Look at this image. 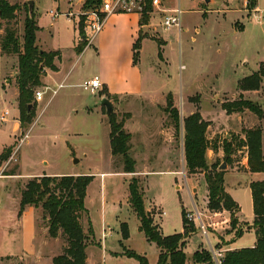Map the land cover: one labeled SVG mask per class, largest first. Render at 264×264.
Segmentation results:
<instances>
[{
  "label": "rangeland",
  "instance_id": "1",
  "mask_svg": "<svg viewBox=\"0 0 264 264\" xmlns=\"http://www.w3.org/2000/svg\"><path fill=\"white\" fill-rule=\"evenodd\" d=\"M25 1L10 0L19 4L20 9L15 19L10 22L2 20L4 27L0 30V39L4 28L9 25L16 29L19 41H23ZM71 3V0H36L34 13L40 26L37 45L42 49L64 47L62 66L69 73L62 86L51 84L46 88L43 84L34 88L33 98L35 91L40 89L44 91V99L39 107L35 100L38 108H35V117L30 123L21 122L17 89L18 54L4 53L0 48V154L5 149L10 150L8 159L0 160L1 264H32L8 254L24 255L38 264H53L52 258L44 255L62 252L65 241L49 234L41 206L36 207L37 217H32L34 226L29 230L20 233V228L12 220L20 205L22 185L34 176L45 174L93 175L85 198L89 216L82 215L84 229L89 234V264H139L135 257L126 255L130 251L145 255L150 264H157L159 247L147 239L141 230V220L129 202V184L133 176L143 186L145 207L152 211L154 223L160 226L164 235L183 230V208L187 213L196 211V208L202 213L208 236L202 232L200 220L188 218L200 232L191 235L185 248L192 262L193 254L200 248L211 252V242L218 250L230 234L234 236L236 230L231 225V213H222L224 209H210L208 205L202 207L208 187L200 173L192 176L186 168L183 118L193 107L191 112L199 111L209 123L208 137L218 138L216 144L222 151L219 155L208 149L210 163L226 162L225 138L246 141L247 132L256 127L262 129L263 135L264 0L255 3L252 0H163L164 7L176 4L182 9L181 31L177 27L166 28L164 18L156 15L158 26L156 29L152 27L153 36H143L140 30L133 40L130 32H120L112 40L107 38L96 50L93 46L88 47L80 63L76 64H73L75 59H71L70 47L77 41L81 47L87 42L75 35V27L83 35V12L87 9ZM102 3L96 8L99 9ZM51 9L59 10L60 15L53 19L49 13ZM152 10L151 16L154 14L153 6ZM65 11L74 13L73 20L63 14ZM108 16L103 26L108 22ZM146 31L149 33L148 27ZM161 37L168 42L163 47ZM137 43L140 47L135 62ZM139 69L146 75L151 70L158 72L151 85L174 93L171 95L180 114L181 127L177 133L175 119L165 109L167 105L156 108L149 103L142 104L141 100L111 98L117 121L132 117L129 125L138 132L131 145L138 148L130 152L138 168L144 169L145 165L148 171H154L129 175L122 170V157L112 154L109 115L106 108L102 107L101 112L98 107L99 92L106 91L105 83L111 84V89H126L122 76L132 78ZM257 76L261 79L260 88L240 87L244 78ZM93 77L102 84L95 93L88 85ZM111 89L109 87L108 91L114 90ZM246 102L253 104L257 111L248 108ZM5 110H9L6 122L1 119ZM149 116L152 117L150 125L146 123ZM154 118H157L155 122ZM16 122L19 123L18 130L14 129ZM160 127L163 131L159 130ZM165 145L169 148L171 145L174 151ZM141 146L143 148H139ZM232 156L234 162L230 166L243 169L249 163L248 145ZM227 166L230 167L228 163ZM16 168L19 173L16 176L3 174ZM188 175L197 182L200 178L202 186L197 194L189 189ZM88 217L96 237L90 234ZM226 218L229 220L224 222ZM123 222H127L129 227L126 239L122 236ZM38 224L40 234L44 232V240L39 235ZM241 226L246 227V224L239 221L237 227ZM30 232L34 233L33 239L29 237ZM251 235L245 233L247 243Z\"/></svg>",
  "mask_w": 264,
  "mask_h": 264
},
{
  "label": "trees",
  "instance_id": "2",
  "mask_svg": "<svg viewBox=\"0 0 264 264\" xmlns=\"http://www.w3.org/2000/svg\"><path fill=\"white\" fill-rule=\"evenodd\" d=\"M253 3L258 0H252ZM102 0H86V9H95ZM26 10L23 41H19L17 31L7 25L0 39V48L4 53L18 54L17 85L19 89V104L21 108L22 124L30 123L35 117L37 107L34 88L43 85L45 71L49 68L56 70L55 58L60 55L59 51H46L37 45V31L39 25L33 12H29L28 0L25 1ZM20 5L10 0H0V30L4 25L2 20L10 22L15 19ZM152 0H145L141 13V24L149 23L152 12ZM161 44L162 41L158 40ZM86 46L82 45L78 50L81 52ZM136 44L135 62L137 61L138 48ZM262 72L264 69L262 68ZM254 81V82H253ZM260 77H246L240 82L242 89L260 88ZM101 95L111 98L106 91ZM248 108H257L245 103ZM105 108V107H103ZM166 110H169L176 122V131L180 132L181 121L178 109L174 106L173 97L168 95ZM110 145L114 156H121L123 169L126 173L135 172L136 160L131 156L132 134L124 129L125 118L117 121L114 113L109 115ZM209 123L203 119L201 113L196 111L183 118L184 127V154L188 173L191 175L204 173L208 187V207L213 210L225 209L231 213V225L236 230L235 235L241 236L244 228L237 227L239 218L236 213L240 212L239 204L233 199L225 188V169H221L220 162L210 163L207 158L208 149L217 150V139L208 137ZM249 148V169L252 172H264V153L262 148V129L256 127L247 132V140L238 138H225L223 147L226 163L234 162L233 154L243 146ZM10 150L5 149L0 154V160L8 159ZM4 175H17V168ZM93 179L89 174H64V175H41L30 178L21 189V201L19 214L28 205L42 207L45 219L48 222L49 234L54 237H62L65 241L62 252L53 258L54 264H86L89 234L85 231L82 223V215L88 214L85 198L87 187ZM253 198L254 220L250 226L256 234V243L251 247L227 250L222 258V264H264V179L252 181L250 184ZM129 202L141 220V229L147 239L155 242L159 247L157 264H186L188 256L185 252L187 238L195 231V225L189 221L186 209L183 208V231L171 235H164L160 226L154 223L153 213L145 207L144 189L140 186L139 179L131 178L129 184ZM89 216V214H88ZM90 223V234L94 230ZM123 238L129 237L127 222L121 223ZM129 256L135 257L139 264H150L145 255L130 251ZM3 260V259H1ZM193 261L197 264H215L211 252L203 249L193 254ZM1 264V262H0Z\"/></svg>",
  "mask_w": 264,
  "mask_h": 264
},
{
  "label": "crops",
  "instance_id": "3",
  "mask_svg": "<svg viewBox=\"0 0 264 264\" xmlns=\"http://www.w3.org/2000/svg\"><path fill=\"white\" fill-rule=\"evenodd\" d=\"M208 1H212V0H208ZM35 4H36V0H34V7H35ZM168 6H170V8L177 7L176 4L168 5ZM156 15H158L159 17H163L161 12H154L153 16H151V18H150L149 23L146 24V26L149 29V33H147V31L144 30V26L145 25L141 24V21H140L141 13L137 12V14H135V13H132V14H115V13H112V14H110L108 16V18H109L108 22H106V24L102 27V29L99 32L98 36L95 38V40L91 44H86V46L83 48V50L81 52H78V50H77V49H79L81 47L79 45L78 41L76 43H74V45L72 47H70V48H72L71 50H72V54H73L71 59H75L73 64L80 63V61L82 60V58L85 55V50L88 47L93 46L95 48V50H96V49H98V47H101V45H103V42H105V40H107V38H108V40H112L120 32L126 33V34H128L130 32L132 34L133 40L137 36V34H138V32L140 30L143 31L142 32L143 36H153V28L156 29L157 26H158L156 24V20H155L156 18L154 17ZM121 22H123V23H121ZM107 25H108V27H107ZM39 28H40V26H39ZM196 30L198 31L199 28L196 27ZM79 31L80 30L78 28L76 29V27H75V35L77 36V38H79V40H82L83 36H82V34H80ZM161 38H162V40L164 42L161 45V47H163L164 45H167L168 42L163 37H161ZM63 48L64 47H58L57 49L56 48H54V49H52V48L51 49H43V50H46V51H59L60 52V55L55 60V65L57 66V69L56 70H52V69L48 68L46 70V74H45L44 78L42 79L43 84H44L43 87L47 88V87H50L51 84H61V83H63V81L68 79L69 71L65 72L66 69L63 68V66H62V64L64 62V59H65ZM157 74H158V72L156 73L155 70H153V71L151 70L146 75V74H144L141 71V69H139V72L135 73L132 78H126V77L122 76V79H123L122 81H124V85L126 86V89L113 88L114 89L113 90V89H111L112 88L111 84H107V83L104 84V87L106 88V92L108 93V95L111 98H117V99H120L121 101L124 98L134 99V100H137V101L141 100L142 104L143 103H149V104H152L153 107L159 108L160 105H162V106L167 105V103H168V95L169 94H173L174 95V93L172 91L167 90V89L166 90H164L162 88L158 89L157 87L151 85V81L158 77ZM93 78H95V77H93ZM109 87H110L111 90H113L112 92L108 91ZM102 96H104V95H101V91H100L99 92V98H101ZM124 101L126 102V100H124ZM37 102H38V107H39L40 101H37ZM173 102H174V100H173ZM128 103L129 102H126V104H128ZM98 107H99V109L102 112V107L103 106H101L99 104ZM166 107H165V109H166ZM141 108L144 109V107H141ZM192 109H193V107H190V111H188L189 113H187L188 115L190 113H192L191 112ZM131 119H132V117H130L129 119H127L125 121L124 128H125V130L127 132L132 134V138H131V145H132V141L134 139V135L138 134V132L135 129H133L132 127H130L129 124H130ZM154 119L155 120H153V121L155 122L157 118H154ZM6 121H4V122H6ZM34 123H35V121H34ZM146 123L148 125H150L152 123V117L149 116L148 119L146 120ZM18 128H19V123L16 122L15 125H14V129L18 130ZM159 130L163 131V129H161V127L159 128ZM172 137H173V135H172ZM172 137L170 138L171 141H173V138H174V137L173 138ZM262 144H263L262 148H263V153H264V133L262 135ZM165 146L168 149H170V150L174 149L173 147H171V145H170V148L168 147V145H165ZM165 146H163V147H165ZM157 147L159 148V146H157ZM136 148H138V146H136V145H134V147L132 146L130 152L133 151ZM139 148H143V147L141 146ZM211 150L216 152V153H218L219 155H221L220 153L222 151H221L220 147H218L216 151L213 150V149H211ZM136 152L133 153L134 156H135ZM183 152H184V147H183ZM231 164H229V166ZM122 170H124V169H122ZM225 170H226L225 171V188H226L227 192L230 193V195L233 197V199L239 204L240 212L236 213V214H237V216L239 218V221L244 222L246 224V227H243L244 228V232H243V234L241 236L238 237L235 234H234V236H232L233 234H230V237H227L225 239V243L222 244V246L220 248H218V250H217V251L220 250V252H222L223 254L227 250L239 249V248H242V247H251V246L255 245V243H256V234H255V231L250 227L252 225V223H253V220H254L253 198H252V190H251L250 184H251L252 181L264 179V172H252V171H250L248 164H246L243 167V169H239L236 166L228 167L226 165ZM167 171L176 172L174 170H167ZM148 172H154V171H148V168H147V166L145 168V165H144V169L138 168V165L136 163V171L133 172V173H128V174L129 175L130 174H135V173L136 174H143V173H148ZM176 173H178V172H176ZM79 174L80 173H76L74 175H79ZM200 174H201V176L203 178H205L204 177V173H200ZM6 176H16V175H6ZM192 176L190 178V175H188V177H189L188 186H189L190 191L192 193L194 192L193 194H197L199 192L200 187L202 186V184H201V182H199L200 178H199V180L197 182V181H195V178H193ZM206 187H207V184H206ZM206 189H207V198H206L204 204L202 205V207H205V206L207 207V205H208V199H209L208 198V193H209V191H208V188H206ZM0 203H1V200H0ZM155 206H157V205L155 204ZM19 210H20V205L18 207V210L13 215L12 220L13 219L15 220V222H16L15 226L20 228V233H21L23 230H25V229L29 230L30 228H32L34 226V219L32 217L33 216L37 217V214H36L37 213L36 212L37 208L35 206L28 205V206H26L24 208V210H23L22 214L20 215V217H18ZM222 213H229L230 214V211L224 209V211ZM37 220H38V218H37ZM228 220L229 219L226 218V220L224 222H227ZM38 231H39V235L43 238V233L44 232L42 234H40L39 224H38ZM198 232L199 231L196 230L193 234L198 233ZM246 232L252 234L250 236V238L248 239V241L250 243L249 242L247 243L245 241V239H244V236H245ZM94 236H95V233H94ZM29 237L33 239L34 233L30 232ZM190 238H191V235L187 238L186 246H187V243H188ZM43 240H44V238H43ZM209 240H210V238H209ZM211 244L215 248V246H214V244L212 242H211ZM200 249H202V248H200ZM112 252H114V251H112ZM87 253H88V247H87ZM54 254L55 253L50 254V255L49 254L48 255L45 254L44 256L51 257L52 261H53L54 256H56ZM8 255L19 256L20 261H22L24 263L28 262V263H32V264H38V263H36L34 261L32 262V260H30L28 257L25 258L24 255H16V254H8ZM3 256H5V255H3ZM88 258H89V255L87 254V263L86 264H89V259ZM1 259H2V256H1ZM190 263L191 264H197V263L192 262L191 258L188 257L186 264H190ZM19 264H21V263L19 262Z\"/></svg>",
  "mask_w": 264,
  "mask_h": 264
},
{
  "label": "built area",
  "instance_id": "4",
  "mask_svg": "<svg viewBox=\"0 0 264 264\" xmlns=\"http://www.w3.org/2000/svg\"><path fill=\"white\" fill-rule=\"evenodd\" d=\"M72 5L75 3L80 7H83L86 0H71ZM145 0H104L102 6L99 9H87L84 10L85 15V23L83 25V39L87 41V44H91L95 38L98 36L99 32L101 31L105 19L108 15L112 14L115 11H138L139 13L143 10ZM152 6L154 12H161L164 18L163 24L166 28L177 27L179 31L183 29L182 22H181V14L182 9L180 6L174 8H167L164 7L163 0H152ZM51 17L53 19L57 18L60 15L59 10L51 9L49 11ZM63 14L69 19L73 20L72 16L74 13L70 12H63ZM88 85L91 87L92 92L98 91L102 84L98 78H93L88 81ZM62 86V83L59 84ZM56 92V90H54ZM44 99V91L43 90H36L35 91V100L41 101ZM9 114V110H5L4 113L1 114L2 121L7 120V116ZM201 212L196 208L194 212H188L187 217L191 220H200L202 232L208 236V231L204 222L202 221ZM211 244V243H210ZM211 254L213 256L215 264H222L223 253L217 251L211 245Z\"/></svg>",
  "mask_w": 264,
  "mask_h": 264
},
{
  "label": "water",
  "instance_id": "5",
  "mask_svg": "<svg viewBox=\"0 0 264 264\" xmlns=\"http://www.w3.org/2000/svg\"><path fill=\"white\" fill-rule=\"evenodd\" d=\"M28 5H29V12L32 13L33 12V9H34V0H28ZM144 30H147V26H144ZM99 104L103 107L106 108V114L107 115H111L114 111V102L108 98L107 96H102L100 98V102ZM226 162H224L220 168L221 169H225L226 168Z\"/></svg>",
  "mask_w": 264,
  "mask_h": 264
}]
</instances>
